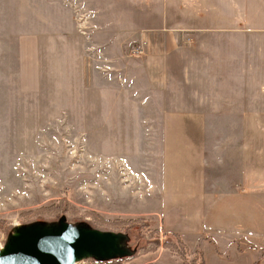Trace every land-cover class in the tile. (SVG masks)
<instances>
[{
    "label": "rangeland",
    "instance_id": "rangeland-1",
    "mask_svg": "<svg viewBox=\"0 0 264 264\" xmlns=\"http://www.w3.org/2000/svg\"><path fill=\"white\" fill-rule=\"evenodd\" d=\"M54 1L0 0V252L26 238L46 241L65 228L69 235L97 231L115 238L99 250H82L75 264H97L99 257L114 264H192L198 252L205 264H264V196L239 189L228 155V131H243L246 123H190L214 134L200 139L178 132L172 140L179 151L169 155L165 123L108 121L104 92L84 89L79 53L86 50L85 35L61 26L69 19ZM248 2L250 24L242 29L258 37L236 44L250 46L258 83L264 0ZM221 13L220 26L215 19L214 31L201 33L216 37L184 52L185 64L206 68L190 74L188 91L206 113H213V101L227 104L229 91L209 84L219 76L213 70L219 59L229 64V35L242 33L228 25V0H221ZM129 49V57H141ZM220 76L228 85L227 73ZM247 124L264 131V122ZM198 139L200 148L193 147ZM170 160L175 166L168 171ZM54 207L57 214L35 216ZM102 219H140L141 227L113 229ZM174 233L188 248L183 260Z\"/></svg>",
    "mask_w": 264,
    "mask_h": 264
},
{
    "label": "crops",
    "instance_id": "crops-1",
    "mask_svg": "<svg viewBox=\"0 0 264 264\" xmlns=\"http://www.w3.org/2000/svg\"><path fill=\"white\" fill-rule=\"evenodd\" d=\"M55 1L64 18L69 19L61 26L69 27L72 34L80 28L85 35L86 50L79 53L85 62L82 69L84 89L92 91L99 86L104 92L106 102L103 99L101 106L111 107L108 121L165 123L162 136L165 152L169 155L179 151L172 140L178 132L184 137L198 135L200 139L214 134V131L200 130L190 123L244 122L243 131H228L229 160L235 169L239 189L249 187L251 194L264 196V131L251 129L247 124L264 122V75L263 81L253 82L257 75L252 77V73L257 72H253L254 56L250 46L236 44L252 42L258 37L242 29L250 24L249 0H228V25L242 33L229 35L232 43L228 46L227 67L222 66L221 59L214 65V73L219 76L209 85L215 86L214 91L227 89L229 92L227 104L212 102L213 113L203 112L200 107L204 105L193 102L200 98L188 93L194 79L190 74L206 72V68L185 64L184 52L216 37L212 32L201 33L214 31L215 19L220 26L221 0ZM134 46L143 50V55L136 59L128 56V49ZM256 52V57L264 58L263 49ZM207 70L212 71L211 67ZM261 70L264 72V67ZM224 72L228 75V85L222 84L220 74ZM177 80L181 81L179 87ZM200 139L191 145L200 148ZM189 152H193V148ZM171 162L168 171L175 166L171 167ZM224 195L230 197L229 193Z\"/></svg>",
    "mask_w": 264,
    "mask_h": 264
},
{
    "label": "water",
    "instance_id": "water-1",
    "mask_svg": "<svg viewBox=\"0 0 264 264\" xmlns=\"http://www.w3.org/2000/svg\"><path fill=\"white\" fill-rule=\"evenodd\" d=\"M121 236L124 235L121 234ZM112 240L115 241V238L104 236L97 231H84L69 235L66 229L63 228L60 233L52 235L46 241L26 238L21 241L18 240V242L8 246L6 249L19 245L15 258L9 264H60L68 252L76 251L74 256L77 259V255L82 250L91 252L95 251V249L99 250V247L111 244ZM6 249H2L0 254ZM121 254H117V256H123ZM107 259L110 260V258ZM96 260H98L97 263L113 262L102 261L106 259H100V257L96 258Z\"/></svg>",
    "mask_w": 264,
    "mask_h": 264
},
{
    "label": "trees",
    "instance_id": "trees-1",
    "mask_svg": "<svg viewBox=\"0 0 264 264\" xmlns=\"http://www.w3.org/2000/svg\"><path fill=\"white\" fill-rule=\"evenodd\" d=\"M59 207H54V208H44V209H40V210H37L35 211L34 213L36 214L35 216L36 217H42V216H45V215H50V214H57L59 212ZM57 209V210H56ZM140 220V219H139ZM139 220H133V219H130L128 221H113V222H109L108 220H104L102 219L101 223H105V224H112L113 229H119V230H122V229H131L135 226H140L141 225L139 224ZM104 224V225H105ZM144 226V225H142ZM110 228V227H109ZM155 233H157L158 231L155 230L154 231ZM176 241V245H177V249H178V252H179V256L182 258V260L187 256V253H188V248L186 247V245L183 243V241H181V238L178 234H173L172 235ZM165 244H168L167 242H165ZM156 245H159L158 243H156ZM198 255H199V258L196 260V259H193L192 260V264H205L204 262V259H203V256L201 254V252L199 253L198 252ZM185 261V260H184ZM186 262V261H185ZM116 263L115 261L113 262H105V263H102V262H98L97 264H114ZM118 264V263H117Z\"/></svg>",
    "mask_w": 264,
    "mask_h": 264
},
{
    "label": "bare ground",
    "instance_id": "bare-ground-1",
    "mask_svg": "<svg viewBox=\"0 0 264 264\" xmlns=\"http://www.w3.org/2000/svg\"><path fill=\"white\" fill-rule=\"evenodd\" d=\"M19 250V245L9 247L0 254V264H9L15 258L16 253ZM76 251L68 252L66 256L62 259L60 264H75L76 258L74 256Z\"/></svg>",
    "mask_w": 264,
    "mask_h": 264
},
{
    "label": "built area",
    "instance_id": "built-area-1",
    "mask_svg": "<svg viewBox=\"0 0 264 264\" xmlns=\"http://www.w3.org/2000/svg\"><path fill=\"white\" fill-rule=\"evenodd\" d=\"M129 54L134 57L142 56L143 50L139 46H134L129 49Z\"/></svg>",
    "mask_w": 264,
    "mask_h": 264
}]
</instances>
